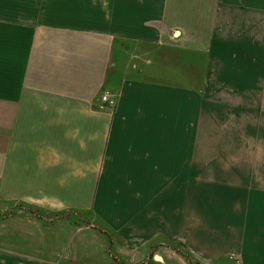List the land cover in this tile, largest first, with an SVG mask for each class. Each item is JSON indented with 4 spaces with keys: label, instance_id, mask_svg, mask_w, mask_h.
<instances>
[{
    "label": "crops",
    "instance_id": "0c3cea01",
    "mask_svg": "<svg viewBox=\"0 0 264 264\" xmlns=\"http://www.w3.org/2000/svg\"><path fill=\"white\" fill-rule=\"evenodd\" d=\"M2 212L59 249L70 213L157 264H264V0H0Z\"/></svg>",
    "mask_w": 264,
    "mask_h": 264
},
{
    "label": "rangeland",
    "instance_id": "374dc122",
    "mask_svg": "<svg viewBox=\"0 0 264 264\" xmlns=\"http://www.w3.org/2000/svg\"><path fill=\"white\" fill-rule=\"evenodd\" d=\"M230 88L231 85H224V90L229 91ZM10 213H13V216L23 214L20 211H11ZM52 215L57 216L55 219H58L63 214L55 213ZM52 215L50 216L52 217ZM50 216L47 215V217ZM77 216L70 213L62 216L69 224H66L67 226L64 228L62 227L66 232V234L64 232L65 236L63 237V241L66 238V243L64 244L65 247L60 245L59 249L57 242V244H51V238L49 242H46V239L44 243L42 242V238H39L42 230H40L41 226L37 222H25L15 217V219H11L9 213L2 212V222L0 223L1 247L3 250L6 249L2 252V264H39L31 259H16L11 256L13 252L29 255L28 257L35 259L44 258V262H51H46L48 264H57L58 262L60 264H157L152 257L154 252H146L144 247L131 251L121 242H116L115 245L110 244L100 230L90 227L89 218H83V216L78 218ZM9 231L18 232V237H12L8 234ZM46 256H53V260H47ZM58 258L61 259L58 261ZM231 260L235 264V261ZM166 264L170 263L166 262ZM172 264L177 263L172 261Z\"/></svg>",
    "mask_w": 264,
    "mask_h": 264
},
{
    "label": "built area",
    "instance_id": "2783aa9c",
    "mask_svg": "<svg viewBox=\"0 0 264 264\" xmlns=\"http://www.w3.org/2000/svg\"><path fill=\"white\" fill-rule=\"evenodd\" d=\"M115 103H116L115 97L105 92L101 94L99 108L101 109L106 107L111 108L115 106ZM230 258L235 261V264H240V260L235 258V255H231Z\"/></svg>",
    "mask_w": 264,
    "mask_h": 264
}]
</instances>
